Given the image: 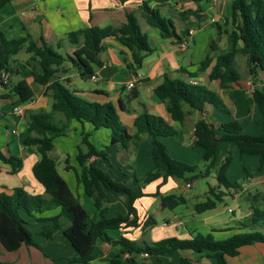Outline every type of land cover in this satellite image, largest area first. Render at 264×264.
<instances>
[{
  "label": "crops",
  "instance_id": "1",
  "mask_svg": "<svg viewBox=\"0 0 264 264\" xmlns=\"http://www.w3.org/2000/svg\"><path fill=\"white\" fill-rule=\"evenodd\" d=\"M230 2L231 0H210L195 3L177 0L160 8L162 15L172 18L175 31L181 36L180 40L184 37L187 38L185 49L178 47L180 41L173 37H162L157 28L145 22L140 13L138 0H130L124 3H120L118 0H13L0 8V31L8 40L27 37L36 45H40V38H43L63 55H71L78 44L82 43V38L78 44L71 43L67 37L68 32L88 25H111L117 29L125 21V13L134 12L141 31L147 35V38L155 39L151 45L153 51L144 58L136 73H132L126 67V62L130 60L129 50L118 39L110 37L104 40V47L99 53L103 65L96 69L97 80L81 78L76 67L68 59L64 61L62 66L65 72H59V78L62 81L69 78L68 87L88 101L111 102L118 107L120 120L128 126L129 134L135 133L134 120L140 113L147 112L161 116L176 130L173 138H162L169 155L187 163H194L201 160L203 153L201 148L191 145L194 124L200 118H204L215 126L220 122L239 120L244 133L250 135H259L263 130L262 115L253 103L251 90L254 87H259L264 92V73L256 70L254 80L251 79L253 76L250 72L251 77L247 75L243 79L241 75L237 83H231L224 89L220 87L218 79L211 80L209 78L216 57L231 49L230 37L223 31L233 28ZM215 22L221 25L220 31L214 25ZM189 32L191 33L189 34ZM212 42H215V49L211 51L212 62L204 71L200 72L198 70L199 62L210 50ZM198 52L200 55H196ZM23 53L25 52L21 51L12 60V67L19 74H10L7 87L0 85V100L15 102L13 114L16 120L14 121L22 129H13L10 132L16 135V139L10 138L8 133L6 137L7 149H0L11 153L9 147L10 143L14 141L19 147V152L30 160V167L32 168L39 155L34 146L22 143V138L28 134L27 113L29 111L50 112L52 110V96L51 91L45 85L33 81L28 68L24 65L28 54L25 53L26 59H23L24 56L18 58ZM106 66L114 67V70L110 76L102 77L99 71ZM165 75L207 86L221 96L228 111L224 112L210 104H205L202 112L191 111L181 123L172 120L167 110V102L159 100L154 93L155 87L163 81ZM20 77L28 82L34 92L33 99L26 103H21L12 91V85ZM131 81L134 82V86L129 90L126 85ZM0 112H2L1 109ZM55 118L57 120L63 119V115L55 113ZM71 121L65 134L53 139V148L49 155L56 160L59 173L78 195L83 206L85 204L93 206L90 211V215H93L95 214L94 197L84 193L83 185L79 180L81 167L76 158L78 146L73 151L71 147L67 148L66 144H62L70 131L76 130ZM80 125L82 127L80 137L82 139L85 137L86 141L99 152V155H91L86 162H96L114 180L125 181L133 187L134 193H142L133 203L138 225L135 227L121 225L118 228L105 229V236L111 241L124 236L140 243H151L157 241L158 238L172 236L190 238L196 233L205 234L210 230L237 227L251 215L254 203L253 195L263 191L260 190L259 186L264 184V170L259 168V158L240 155L235 148H231L227 142H224L225 145L218 144L217 146V148L220 147L221 157L216 160V165L226 155L227 151L231 150L233 159L227 173L229 179L235 182L238 187L220 188L225 192L221 201H225V198L229 197L231 200L229 204L219 207L220 204L218 205V203L221 201H218L213 208L196 212L194 205L201 202V197H212L209 187H217L216 165L207 175L203 176L207 177L212 173L213 182L208 184L207 190H202L199 193H188L183 180L176 177H168L165 182H161V178H158L139 187L133 184L131 174L135 173L141 176L154 166L151 158L150 135H142L137 146L131 142L122 145L120 142H110V132L106 128H94L88 122L80 123ZM85 125L88 126L86 131L84 130ZM237 160L240 161L242 176L245 174L241 184L237 183L236 179L231 176V171L234 169ZM255 167L259 173L254 171ZM21 169L22 167L12 174L9 166L0 163V192H10L13 187L18 186L17 184H22L28 192L42 194L44 188L35 178L29 177L27 181L18 180L16 176L19 175ZM193 182L190 187L194 185ZM156 191L163 195H181L184 202L171 209L161 208L160 198L155 195ZM107 195L109 199L108 209L104 216L111 218L118 214H126L127 195L112 192H107ZM229 208L230 211H228ZM257 208L264 210V203H260ZM25 219L27 224L34 228L33 230L38 236L33 239L37 246L21 245L14 251H7L0 245L1 262L4 264H82L74 259L76 252L63 234V230L69 225V222L63 219L59 213V208L36 212L30 216H25ZM56 224L58 227L50 236L43 235L44 230L51 229ZM157 234H160L158 236L161 237H156ZM229 234V232H215L217 237H226ZM116 251L117 246H114L110 241L98 239L92 250L93 259L90 264H102L111 258ZM129 256L131 255L128 253L124 254L122 264H132L127 259ZM132 256H134L136 264H175L181 257H186L196 264H202V261L208 258L204 254L192 250H179L174 255H161L159 257L144 256L142 253Z\"/></svg>",
  "mask_w": 264,
  "mask_h": 264
},
{
  "label": "trees",
  "instance_id": "2",
  "mask_svg": "<svg viewBox=\"0 0 264 264\" xmlns=\"http://www.w3.org/2000/svg\"><path fill=\"white\" fill-rule=\"evenodd\" d=\"M13 0H0V8ZM124 3L130 0H118ZM141 16L145 22L159 30L164 38L173 37L180 41L181 36L176 33L175 26L170 16H164L160 8L171 1L177 0H138ZM195 3L208 2L210 0H187ZM154 3V6H152ZM230 11L233 28L225 31L231 40V49L219 54L211 70L209 78L218 79L221 88H227L231 83H237L241 78L239 71L235 69V57L237 54L245 56L249 72L253 77L256 70L264 73V0H231ZM214 25L221 30V25ZM71 43H82L73 50L71 55H63L53 46L40 38V45H36L31 39L24 37L8 40L0 31V75L2 71L9 74L18 71L12 67L13 58L24 51L28 58L24 65L28 68L33 81L45 85L51 91V111H29L27 113L28 134L22 138V143L34 146L39 155L38 160L32 165L31 172L36 181L42 185V194L28 192L22 186H16L10 192H0V245L7 251H14L21 245L37 246L31 231L27 227L25 216L36 212L59 208V213L69 225L63 230L64 236L70 242L76 252V261L82 264H90L93 259L92 250L98 239H106L117 246L115 254L102 264H122L124 254L127 259L136 264L134 256L146 253L148 256L159 257L161 255H174L179 250H192L212 258L215 264H228L227 258L235 257L240 253V248L256 243L264 244V210L257 205L264 203V190L253 195L252 213L237 227H227L209 232L196 233L190 238L166 237L158 241L145 243L130 240L120 236L117 240H109L105 236V229L124 226H137L138 218L133 205L134 200L142 195L136 194L133 187L125 181L114 180L111 175L96 162H86L91 155H99V152L83 137L86 144L83 150L78 146L77 161L81 167L79 180L83 185L84 193L93 196L95 214L90 215L81 203L78 195L70 188L67 181L59 173L56 160L49 155L53 148V139L65 134L71 120L80 123L88 122L94 128L103 127L110 132V142H120L122 145L140 142L142 135L151 137V158L153 168L138 176L131 174L132 182L139 187L161 178L165 182L168 177H176L183 182H191L195 176L207 175L216 165L217 146L220 142H227L231 148H235L240 155L257 156L260 161L259 168L264 170V92L259 87L251 90L254 105L262 115L263 130L259 135L246 134L239 120L220 122L216 126L204 118L198 119L194 124L193 140L191 145L203 150L201 161L204 169L198 170L196 164L187 163L172 158L167 152L163 137L173 138L176 130L158 115L142 112L134 120L136 131L129 134L120 120L116 107L111 102L88 101L71 90L67 82L59 78V72H65L62 67L67 59L76 67L81 78L88 79L96 74V69L102 67L103 62L99 53L104 47V40L115 37L130 52V60L126 67L136 73L142 65L144 58L153 49L148 43L147 35L141 31L138 19L134 12L125 13V21L117 29L111 25H88L67 33ZM215 42L210 45V50L203 60L199 62L198 70L204 69L212 62L211 51ZM0 77V85L7 87ZM12 91L17 95L21 103L33 99L34 92L28 82L20 77L13 85ZM154 93L159 100L167 102V110L172 120L182 122L191 111L202 112L205 104H210L221 111L227 112L228 108L221 96L199 83H190L178 78L164 76L163 81L155 87ZM55 113L63 115V119H56ZM219 131V133H218ZM231 150L217 163L215 177L217 187H209L212 197L197 202L194 205L196 212H202L213 208L221 201L224 191L220 188H236L238 185L228 177V168L232 162ZM0 163L9 166L10 173L14 174L22 167V159L9 152L0 149ZM107 192L126 194L127 212L111 218L104 216L108 209ZM161 208L171 209L183 203L184 198L175 194H160ZM58 227L44 230L45 236ZM215 232H229L226 237H217ZM0 264H4L0 261ZM175 264H196L192 260L181 257Z\"/></svg>",
  "mask_w": 264,
  "mask_h": 264
},
{
  "label": "rangeland",
  "instance_id": "3",
  "mask_svg": "<svg viewBox=\"0 0 264 264\" xmlns=\"http://www.w3.org/2000/svg\"><path fill=\"white\" fill-rule=\"evenodd\" d=\"M155 39H153L152 37L148 38V43L151 46L152 45V41H154ZM192 48V47H190ZM196 55H200V52H198ZM24 56V58H23ZM18 58H23L26 59L27 55L25 53L20 54L18 56ZM245 56H243L242 54H237L235 57V69L237 71H239L243 77V79L247 76L250 75L249 71L247 69V64L245 63L244 60ZM251 77V75H250ZM251 79L254 80V77H251ZM248 93V91H247ZM249 95V93H248ZM247 95V96H248ZM0 109L2 112H0V148L3 149H7L6 147V137L7 134H10V138H14L16 139V135L15 134H11L10 132L13 129H22V127H20L19 125H17L16 118L13 114V107L15 105V102H13L12 100H0ZM115 106V105H114ZM116 107V106H115ZM116 110L119 114V109L118 107H116ZM75 127L76 130H71L68 137L65 139V141H62V144H66V147L69 148L71 147V149L73 151H75L76 146H80L83 150L86 149V144H84L82 142V138L80 137V133L82 131V127L80 125V123L76 122V121H71ZM124 127L126 128V131L128 133V126L126 125V123L123 122ZM86 129H88V126L85 125L84 130L86 131ZM77 139V140H76ZM220 145H225L226 143L224 142H220ZM10 152L17 157H20L23 160V166L22 169L19 173L18 176H16L18 178V180L22 181H27V179L30 178H34L31 172V167H30V160L27 158V156H25L24 154L19 152V147L17 144L14 143V141L12 143H10V147H9ZM225 153V152H224ZM51 155H54L53 153H51ZM245 156V155H243ZM247 156V155H246ZM221 157V150L220 147L217 148V153H216V160H219ZM185 162V161H184ZM192 164H196L198 166V170H203L204 169V163L203 161L199 160L196 161ZM100 167V166H99ZM254 171L256 173H259L257 168H254ZM243 172H242V168L240 166V161L237 160L234 169H232L231 171V176L236 179L235 181L239 184L242 183L243 181ZM143 175V174H142ZM213 178L214 176L212 175V173L210 175H208L207 177H203L200 175L195 176V178L193 179V186L192 187H187V192H191V193H199L202 190H207L208 189V184H211L213 182ZM21 183V182H19ZM263 184V183H262ZM18 186H22V184H17ZM73 188L75 189L74 184L72 183ZM260 190H264V184L259 186ZM249 197V196H248ZM201 201L206 200V198L201 197L200 198ZM231 202L230 198L227 197L225 198V201L222 200L220 203H218L219 207H223L224 205H227ZM258 206V205H257ZM85 209L88 211V213L90 214L91 209L93 208V206L85 204ZM228 215H230V213H227ZM27 227H29L30 231L32 232V237L37 238V234L35 233V231L33 230L34 228L32 226H29L27 224ZM156 235V234H155ZM154 235V237H155ZM160 234H157L156 237H161L158 236ZM161 239V238H160ZM158 238V240H160ZM157 240V241H158ZM150 241V240H149ZM162 260V259H161ZM163 262V260H162ZM227 263L228 264H264V244L261 243H256L253 245H249V246H244L240 249V253L239 255L235 256V257H229L227 258ZM202 264H215V261L212 258H205L202 261Z\"/></svg>",
  "mask_w": 264,
  "mask_h": 264
},
{
  "label": "built area",
  "instance_id": "4",
  "mask_svg": "<svg viewBox=\"0 0 264 264\" xmlns=\"http://www.w3.org/2000/svg\"><path fill=\"white\" fill-rule=\"evenodd\" d=\"M190 33L191 32H189V34ZM178 47L180 49H185L187 47V38L186 37H184V38H182V40H180V42L178 43ZM0 77H1V79H2L3 82H7L8 81V78H9V74L7 72H5V71H2ZM90 78L95 81V80H97V75L94 74ZM133 86H134V82L131 81V82H129L126 85V88L130 90ZM15 109L18 110L17 108H15ZM184 186L185 187H190L191 186V182H184ZM230 210L231 209L229 208L228 211H230ZM142 255L147 256L146 253H142Z\"/></svg>",
  "mask_w": 264,
  "mask_h": 264
},
{
  "label": "water",
  "instance_id": "5",
  "mask_svg": "<svg viewBox=\"0 0 264 264\" xmlns=\"http://www.w3.org/2000/svg\"><path fill=\"white\" fill-rule=\"evenodd\" d=\"M112 70H114V67L106 66V67H103V68L100 69L99 74L102 77H108V76L111 75Z\"/></svg>",
  "mask_w": 264,
  "mask_h": 264
}]
</instances>
